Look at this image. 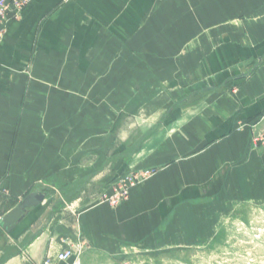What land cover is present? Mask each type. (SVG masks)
<instances>
[{
  "label": "crops",
  "instance_id": "0c3cea01",
  "mask_svg": "<svg viewBox=\"0 0 264 264\" xmlns=\"http://www.w3.org/2000/svg\"><path fill=\"white\" fill-rule=\"evenodd\" d=\"M262 8L31 0L0 44V214L46 197L11 233L0 225L2 264H44L79 242L110 255L201 244L223 198L261 173L252 144L264 128V40L247 46L227 26ZM104 167L114 181L151 174L117 207L78 197L66 213Z\"/></svg>",
  "mask_w": 264,
  "mask_h": 264
},
{
  "label": "rangeland",
  "instance_id": "374dc122",
  "mask_svg": "<svg viewBox=\"0 0 264 264\" xmlns=\"http://www.w3.org/2000/svg\"><path fill=\"white\" fill-rule=\"evenodd\" d=\"M252 19L251 21L245 19V22L228 24L227 27L231 31H235L237 38L232 40L245 42L243 44L247 46H255L264 40V8L260 12L254 13ZM167 56L175 57L174 55ZM161 57L164 58L163 55ZM189 57H192L191 54L186 56L184 61H190ZM152 59V61L158 62L159 57L156 60ZM245 75L247 76L248 72ZM177 77L180 78V73ZM262 126L264 127V121ZM260 132L254 136L252 147L260 154L261 175L257 174L254 177L255 181L253 178L251 182H248L245 192L239 194L236 191L234 194H230L229 198H223L220 205L218 204L217 214L214 216L215 229L205 232L206 236L201 244L183 247L129 248L116 255L84 248L82 251L83 264H264V144L257 141L259 137H264V128ZM104 171L102 177L96 182L92 178L83 183L82 188L73 195V199L78 201V197H80L90 202L102 201L100 197L107 191L110 192L113 186H117L119 180V178L113 180L110 172H106L108 171L107 167H104ZM112 181L114 182L112 183ZM49 194L55 193H47V195ZM61 199L60 202L66 204V199ZM56 200L54 201L57 202ZM50 202H52L51 199ZM82 203L83 201L76 202L74 208L68 209L66 213L73 216L75 214L73 211L78 210ZM55 205L57 206V203ZM78 245L80 242L73 246ZM14 248L8 247L9 254L19 252V248ZM24 248L23 244L21 249ZM1 261L3 262L2 259Z\"/></svg>",
  "mask_w": 264,
  "mask_h": 264
},
{
  "label": "built area",
  "instance_id": "2783aa9c",
  "mask_svg": "<svg viewBox=\"0 0 264 264\" xmlns=\"http://www.w3.org/2000/svg\"><path fill=\"white\" fill-rule=\"evenodd\" d=\"M31 0H0V44L6 34L7 25L12 20L20 18L23 9L30 4ZM264 144V137H259L257 141ZM151 174V171H145L143 173L132 172L120 177L117 186H113L110 192H106L102 195V200L108 202L112 207H117L120 204L130 199L131 190L140 183L143 179H146ZM115 185V183H114ZM3 220V216L0 214V222ZM84 246L80 243L78 246L72 244L62 249L55 257L47 258L44 264H56L60 262H68L69 264H82V251Z\"/></svg>",
  "mask_w": 264,
  "mask_h": 264
},
{
  "label": "water",
  "instance_id": "95a60500",
  "mask_svg": "<svg viewBox=\"0 0 264 264\" xmlns=\"http://www.w3.org/2000/svg\"><path fill=\"white\" fill-rule=\"evenodd\" d=\"M212 82V81H211ZM208 85L207 83L201 84L199 86L194 87L195 90H200L205 88ZM45 194H33L29 196L22 204L13 210L9 211L3 220L0 222V225L4 228L7 233H11L15 228L17 222L23 220L27 209L32 206H37L41 204L45 200Z\"/></svg>",
  "mask_w": 264,
  "mask_h": 264
},
{
  "label": "trees",
  "instance_id": "16d2710c",
  "mask_svg": "<svg viewBox=\"0 0 264 264\" xmlns=\"http://www.w3.org/2000/svg\"><path fill=\"white\" fill-rule=\"evenodd\" d=\"M4 262V261H3ZM2 261L0 262L1 264L3 263Z\"/></svg>",
  "mask_w": 264,
  "mask_h": 264
}]
</instances>
